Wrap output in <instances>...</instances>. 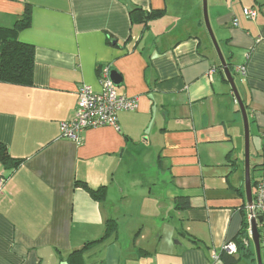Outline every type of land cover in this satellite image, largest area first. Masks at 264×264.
I'll list each match as a JSON object with an SVG mask.
<instances>
[{"label": "crops", "instance_id": "obj_1", "mask_svg": "<svg viewBox=\"0 0 264 264\" xmlns=\"http://www.w3.org/2000/svg\"><path fill=\"white\" fill-rule=\"evenodd\" d=\"M27 6L30 26L18 40L34 48L33 85L0 83V144L21 162L12 171L0 163V264H69L103 238L108 220L117 234L90 247L82 264H225L223 247L247 218L244 122L203 0H0V27L13 28ZM136 9L143 16L133 22ZM208 14L238 78L260 166L264 0H208ZM101 68L120 74L118 94L138 106L119 113L120 131L87 130L77 145L61 138V124L74 120L81 86L100 91ZM254 174L264 179V165ZM77 182L106 187V200ZM178 198L190 207L175 209ZM253 246L246 241L236 264H257Z\"/></svg>", "mask_w": 264, "mask_h": 264}, {"label": "trees", "instance_id": "obj_2", "mask_svg": "<svg viewBox=\"0 0 264 264\" xmlns=\"http://www.w3.org/2000/svg\"><path fill=\"white\" fill-rule=\"evenodd\" d=\"M141 11L142 10L140 9H136L131 13L133 22L140 21L138 18L143 16V14H141ZM30 12L31 7L27 6L24 15L20 18V20L17 21L13 28L0 27V83L27 87L33 85V72L35 64L34 48L18 40L19 32L30 26ZM161 14V12L150 14L143 19L144 21L142 20V23ZM228 65L230 71L233 74V70L231 68L232 66L230 64ZM101 69L99 70V73ZM227 159L231 164H233L234 167L235 163L231 158V154L228 155ZM0 163L5 167L7 171H12L16 167H18L21 162H15V160L11 158L6 146L0 144ZM263 165L264 164L260 166L255 165L254 168H251L254 197L256 194L257 186L262 179L257 180L253 177V174L258 170L259 167H262ZM76 185L86 190L95 201L104 202L106 200V187L102 186L98 189H92L85 182H77ZM189 207L190 204L187 198H178L175 202V209L177 210L187 209ZM245 216L247 218L243 223L241 233L239 234V237L234 241L237 244L238 252L239 250L247 251L246 241H250L248 212H245ZM177 227L179 226L177 225ZM179 229L181 228L179 227ZM117 232L118 225L116 221L108 220L106 223V232L103 238L97 241L88 242L81 250L75 251L69 258V264H82V256L88 249H90V247L106 242L108 239L116 235ZM193 242L195 243L196 247L202 248V244L195 240H193ZM221 258L225 262V264H236L239 261L238 259H236V255H228L225 251H222Z\"/></svg>", "mask_w": 264, "mask_h": 264}, {"label": "built area", "instance_id": "obj_3", "mask_svg": "<svg viewBox=\"0 0 264 264\" xmlns=\"http://www.w3.org/2000/svg\"><path fill=\"white\" fill-rule=\"evenodd\" d=\"M245 15L254 20L257 16L255 10L246 9ZM238 25L237 20L234 22ZM110 68H103L99 73L100 91H94L90 86L83 85L79 88L78 104L74 120L61 124V138L71 140L77 145L83 143V132L102 127H112L120 131L118 115L120 112H132L137 109V98L120 96L117 88L110 78ZM237 72L244 77L245 67L237 68ZM5 178L0 177V193L3 190ZM249 221V236L251 235V220L261 212L263 222L259 225L261 247L264 248V179L260 180L253 206L247 208ZM228 255L238 254V247L235 242H227L223 247ZM218 260L217 256H214Z\"/></svg>", "mask_w": 264, "mask_h": 264}, {"label": "water", "instance_id": "obj_4", "mask_svg": "<svg viewBox=\"0 0 264 264\" xmlns=\"http://www.w3.org/2000/svg\"><path fill=\"white\" fill-rule=\"evenodd\" d=\"M203 12H204V22L209 33L210 39L216 49L218 54V58L223 68L225 77L227 82L229 83L231 90L236 98V101L239 105L240 112L243 117L244 122V135H245V195L247 204L249 207L253 206L254 203V196H253V186H252V177H251V166H250V139H251V131H250V123L248 118V113L246 106L241 98L240 92L238 90L235 77L233 76L232 72L230 71L229 65L223 55V52L220 48V45L215 37L213 32L209 14H208V0H203ZM110 78L114 83L116 88H120L122 85V78L120 74L116 70H112L110 72ZM263 222V217L261 212H257V217L252 218L251 220V235L252 241L256 251V258L257 264H263L262 262V248L260 242V231L259 225Z\"/></svg>", "mask_w": 264, "mask_h": 264}, {"label": "rangeland", "instance_id": "obj_5", "mask_svg": "<svg viewBox=\"0 0 264 264\" xmlns=\"http://www.w3.org/2000/svg\"><path fill=\"white\" fill-rule=\"evenodd\" d=\"M236 79L238 80V78H236ZM237 106H238V104H237ZM238 108H239V106H238ZM255 141H256V139L254 137H251V139H250V166H251V168H254V166H255V148H254V142ZM241 155H242V160H241V165H240V172L243 174V179H244L245 178V137H244L243 151H242ZM253 177L256 178V176L254 174H253ZM254 252H256L255 247H254ZM263 258H264V255L262 252V262H263ZM255 263H257V261ZM240 264H249V261L243 260Z\"/></svg>", "mask_w": 264, "mask_h": 264}]
</instances>
